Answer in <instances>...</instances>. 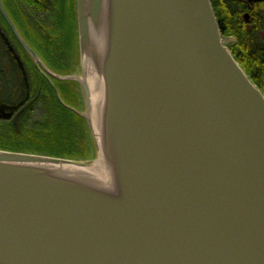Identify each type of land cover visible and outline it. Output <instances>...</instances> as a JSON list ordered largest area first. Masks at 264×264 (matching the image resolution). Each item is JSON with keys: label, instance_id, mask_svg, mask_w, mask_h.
Returning a JSON list of instances; mask_svg holds the SVG:
<instances>
[{"label": "water", "instance_id": "obj_1", "mask_svg": "<svg viewBox=\"0 0 264 264\" xmlns=\"http://www.w3.org/2000/svg\"><path fill=\"white\" fill-rule=\"evenodd\" d=\"M0 9L36 64L80 85L84 111L58 98L107 171L0 149V264H264V93L211 0H78L80 76L51 72Z\"/></svg>", "mask_w": 264, "mask_h": 264}, {"label": "trees", "instance_id": "obj_2", "mask_svg": "<svg viewBox=\"0 0 264 264\" xmlns=\"http://www.w3.org/2000/svg\"><path fill=\"white\" fill-rule=\"evenodd\" d=\"M222 36L232 37L234 42L228 46L249 78L264 93V2L250 5L244 0H211ZM249 13V20L245 18ZM9 28V26H8ZM46 32L42 39H37V49L45 61L60 74H68L77 51V41L69 40L64 33ZM52 42H65L66 45H52ZM27 64V65H26ZM29 79L18 85L36 90L30 96L6 102L0 97V149L46 154L68 159H88L93 156L94 148L85 118L66 107L58 99L56 88H62L61 97L72 107L78 105L71 81L54 80L55 86L40 73L34 63L23 65ZM42 75V76H41ZM38 90H40L38 92ZM27 108L15 124L14 116L24 106ZM40 106L42 117L33 120L31 111Z\"/></svg>", "mask_w": 264, "mask_h": 264}, {"label": "flooded vegetation", "instance_id": "obj_3", "mask_svg": "<svg viewBox=\"0 0 264 264\" xmlns=\"http://www.w3.org/2000/svg\"><path fill=\"white\" fill-rule=\"evenodd\" d=\"M4 8L7 10L9 16L14 22L17 30L22 35V38L27 42L39 55V57L44 60L49 68V64L45 61L42 53L36 48L38 45L37 39H42L44 33L53 32L55 36L59 35L57 33H64V36L69 40L77 41L78 43V13H77V2L78 0H1ZM69 2L74 10V24L72 27L70 26V18H69ZM252 3L250 5H254ZM73 18V17H72ZM5 16L0 10V39L3 41L4 50L8 51V55L3 53L2 56H10L12 57L16 63L20 66L19 75L24 78V80L29 79L30 73L25 71L23 67V63H35L34 58L31 54L23 47L20 40L13 33L12 37L6 33V30L3 29V25L5 22ZM6 24V23H5ZM9 24V23H8ZM5 26V25H4ZM7 26V25H6ZM10 26V25H9ZM51 26V28H49ZM50 29H48V28ZM6 28V27H5ZM11 28V27H10ZM8 35V36H7ZM56 45H66L65 42H52L50 44ZM78 48L75 52V57L78 56ZM74 57V59H75ZM36 64V63H35ZM51 71L58 73L52 67H50ZM43 77H47L41 70ZM17 75V73H16ZM41 75V76H42ZM54 80L57 78L50 75ZM21 95L30 96L32 93V89L22 88L18 86Z\"/></svg>", "mask_w": 264, "mask_h": 264}, {"label": "rangeland", "instance_id": "obj_4", "mask_svg": "<svg viewBox=\"0 0 264 264\" xmlns=\"http://www.w3.org/2000/svg\"><path fill=\"white\" fill-rule=\"evenodd\" d=\"M68 9H69V18L71 20L70 26L72 27V25L74 24V10H73L72 6L70 5V2H69ZM5 21H7V20H5ZM5 23H4L5 26L3 25V29L6 30V33L9 35V37H12L13 36L12 31L13 30H12V28H10L8 22H5ZM8 26H9V28H8ZM21 37H22V35H21ZM261 38L264 39V32L261 33ZM224 41L228 45L229 43L234 42V39L232 37H228V38H224ZM4 48L5 47L3 46V41L0 39V53H3ZM36 48H37V46H36ZM4 53H6V55H8V51L4 50ZM14 59L10 56H2L0 54V97L5 99L6 102H8V101L12 102V101H15L16 99H21V96H22L19 88L17 87V83L20 85L23 84L24 78H22L19 75L20 66L16 63V61H15L16 59L15 60ZM24 64H25V62L23 63V65ZM42 72L44 74L48 73L44 69L42 70ZM16 73H17V75H16ZM34 73L35 72H33V74L31 73L32 77L34 76ZM68 74H72V75H76V76H78V75L80 76L82 74V64L80 63L79 55L77 57H75V59L72 63L71 70L68 72ZM46 75L48 77L47 80H49V82H51V83L52 82L54 83V79L51 78L49 74H46ZM58 80H60V79H58ZM71 83L74 86V90H75L76 94H78V92H77L79 89L78 84L75 82H71ZM53 86H55V83L53 84ZM57 90L58 89H56V92H57ZM61 93H64L62 88L60 89V92H59L60 96H61ZM75 107L82 110V111H84V109H85V106H83V104L80 103L79 98H78V105ZM31 117L33 120H37V119L42 117V110H41L40 106H36V108L31 111ZM91 151L93 152V155H94L93 159H91L90 161H87L85 159L78 160V161H83L84 163L90 164V163H92L93 160H97V158L99 157L98 153L95 151V149L93 150V148Z\"/></svg>", "mask_w": 264, "mask_h": 264}, {"label": "bare ground", "instance_id": "obj_5", "mask_svg": "<svg viewBox=\"0 0 264 264\" xmlns=\"http://www.w3.org/2000/svg\"><path fill=\"white\" fill-rule=\"evenodd\" d=\"M246 2H249V0H244ZM258 2H264V1H258ZM257 3V2H255ZM1 10V9H0ZM6 10V9H5ZM7 11V10H6ZM8 13V12H7ZM246 14L249 15V13H245V18H246ZM11 19V17H10ZM12 20V19H11ZM249 20V19H248ZM8 22V21H7ZM48 28V27H47ZM51 28V26L49 27ZM48 28V29H49ZM50 30V29H49ZM222 34V33H221ZM222 40L223 42L226 44V42L224 41V37L222 36ZM27 43V42H26ZM227 45V44H226ZM228 46V45H227ZM31 47V46H30ZM229 47V46H228ZM32 48V47H31ZM33 49V48H32ZM34 50V49H33ZM35 51V50H34ZM36 53V52H35ZM1 54V53H0ZM37 54V53H36ZM2 55V54H1ZM38 55V54H37ZM39 57V55H38ZM40 58V57H39ZM41 59V58H40ZM41 61L47 66V64L44 62V60L41 59ZM27 63V62H26ZM31 63V62H30ZM35 64V63H34ZM27 65V64H26ZM37 66V68L40 70V64H35ZM51 66H49L50 68ZM20 73V72H19ZM88 82L93 94V99L95 100V104H93L92 107V124L94 126V128H96L98 126V121H99V104H100V99H102V82L101 80L98 78L97 75H94L91 71H89V75H88ZM20 85V84H18ZM32 90L36 92V90L33 88L32 86ZM32 91V93H34ZM40 90H38L39 92ZM79 92L81 94H83L82 90H79ZM57 93V92H56ZM58 96V94H57ZM59 99V98H58ZM62 101L64 102L63 98H61ZM60 100V99H59ZM61 102V101H60ZM62 103V102H61ZM65 103V102H64ZM92 158V156L87 159V161H90ZM71 167H77L75 165H70ZM80 169L82 170L81 174H79L80 176L83 177H88V178H92L94 180L97 181H104L107 177V171L105 169V164H104V160L101 157H98L97 160H93L92 163L90 164H86L83 163V165L80 167Z\"/></svg>", "mask_w": 264, "mask_h": 264}]
</instances>
